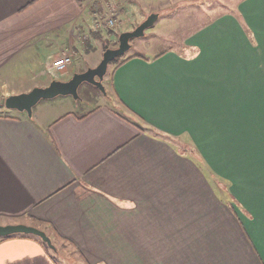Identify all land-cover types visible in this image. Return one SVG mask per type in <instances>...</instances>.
I'll return each mask as SVG.
<instances>
[{
  "label": "crops",
  "instance_id": "1",
  "mask_svg": "<svg viewBox=\"0 0 264 264\" xmlns=\"http://www.w3.org/2000/svg\"><path fill=\"white\" fill-rule=\"evenodd\" d=\"M106 2L0 0L4 98L57 78L54 60ZM185 45L128 55L115 97L81 113L4 104L0 223L44 229L80 264H264V0H240ZM204 166L229 204L209 179L204 191ZM0 264L63 263L15 234L0 237Z\"/></svg>",
  "mask_w": 264,
  "mask_h": 264
},
{
  "label": "rangeland",
  "instance_id": "2",
  "mask_svg": "<svg viewBox=\"0 0 264 264\" xmlns=\"http://www.w3.org/2000/svg\"><path fill=\"white\" fill-rule=\"evenodd\" d=\"M106 1L107 4L104 9L103 16L106 17L110 9L115 8L116 14L112 13L116 19L115 25L111 27L106 25L98 27L96 25V18L92 17L88 22L84 21L85 24L77 27L74 30L73 36L75 46L73 47L72 52L69 53L73 57V64L69 68L70 70L67 69L61 73H57L53 67L52 71L57 73L56 79L65 80L71 77L76 71H84L88 67L98 65L103 57L106 46L118 47L120 33L126 30L134 29L151 13V10L155 8L154 12L160 13L159 18L152 27H149L146 30L144 36L136 37L131 40V48L123 56L135 53L154 55L169 48L190 54L191 50L185 45L186 39L195 30L205 25L208 21L214 19L217 15L231 10L232 8H236V5L240 0H161V3H158L154 7H152L154 4H151L153 0ZM99 17L101 18L102 16ZM115 64L116 61H112L109 64L108 71L103 80L106 88V95H104L101 90H94L92 87L84 84L80 88L81 98H75L73 95H59L57 97L41 101L40 105L37 107L40 108L41 106V108H45L46 106L53 105L55 106L56 111H62L64 109L68 110L69 107L73 108L76 106L78 111L81 113L89 110L99 102H105L109 97L114 98L115 94L111 83V75ZM18 73H28V70L21 69ZM26 78H28V75ZM16 79H18V76H16ZM45 81V84L29 82L26 84L27 87H25V89L28 88L31 90L37 85L45 86L48 82L50 83L51 80ZM21 87L22 85L20 83L14 86V88ZM4 96L5 94L0 92V111L3 112L6 110L2 107L5 104ZM87 99H91L92 101H88ZM207 179H209L213 186L217 189L214 191L218 198L223 199L225 203L229 204L230 192L227 186L220 179L209 176V173L204 169L203 183L204 187H206L204 191L208 190L206 185ZM210 195L215 196L213 193ZM225 206L226 211L232 215L230 209L231 207L227 204H225ZM53 240L56 242L55 238H53ZM46 247L58 257L60 263L80 264L78 260L75 261L72 259L74 254H72L71 248L59 245L57 250H53L48 246V244ZM61 255H64V258Z\"/></svg>",
  "mask_w": 264,
  "mask_h": 264
},
{
  "label": "water",
  "instance_id": "3",
  "mask_svg": "<svg viewBox=\"0 0 264 264\" xmlns=\"http://www.w3.org/2000/svg\"><path fill=\"white\" fill-rule=\"evenodd\" d=\"M159 16V12H151L134 29L121 32L119 35L118 47H109L107 45L98 65L88 67L84 71H76L70 78L65 80L55 78L45 86L37 85L29 91L10 94L5 99V107L26 112L29 116H32L34 107L45 99H51L59 95H73L75 98H81L79 89L85 82L98 87L103 94L106 95V88L103 80L108 71L109 64L127 53L132 46L131 40L136 37L144 36L146 30L154 25ZM15 234H32L39 236L50 248L57 250V246L54 244L52 238L42 228L22 222L8 224L0 223V237Z\"/></svg>",
  "mask_w": 264,
  "mask_h": 264
},
{
  "label": "built area",
  "instance_id": "4",
  "mask_svg": "<svg viewBox=\"0 0 264 264\" xmlns=\"http://www.w3.org/2000/svg\"><path fill=\"white\" fill-rule=\"evenodd\" d=\"M114 11V12H113ZM112 13H115V8H111L108 15L106 17L102 16L101 18H96V25L99 27H103V25L106 26H114L116 23V19L112 15ZM111 14V15H109ZM116 14V13H115ZM73 63V57L70 54H64L61 57H58V59L54 60L53 67L56 70L57 73H61L69 68V66Z\"/></svg>",
  "mask_w": 264,
  "mask_h": 264
},
{
  "label": "trees",
  "instance_id": "5",
  "mask_svg": "<svg viewBox=\"0 0 264 264\" xmlns=\"http://www.w3.org/2000/svg\"><path fill=\"white\" fill-rule=\"evenodd\" d=\"M95 34H98V33H95ZM129 57L128 56H122V57H118L117 59H115L114 61H116V64H120V63H122V62H124L126 59H128ZM84 84H87L88 86H90V87H92L94 90H97V91H99L100 89L98 88V87H96V86H94V85H92V84H90V83H87V82H85V83H83L82 85H84ZM81 85V86H82ZM81 86H80V88H81ZM92 89V90H93ZM102 92V91H101ZM79 93H80V89H79ZM81 96V95H80ZM86 98H88V97H86ZM88 101H92L91 99H87ZM84 115V114H83ZM82 115V116H83ZM206 168V166H204V169ZM208 168V167H207ZM206 170V169H205ZM207 172H208V170H206ZM215 190H217L216 188H215ZM45 244H46V246H47V243L45 242Z\"/></svg>",
  "mask_w": 264,
  "mask_h": 264
}]
</instances>
